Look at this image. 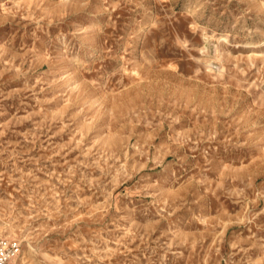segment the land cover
Wrapping results in <instances>:
<instances>
[{
  "label": "rangeland",
  "instance_id": "obj_1",
  "mask_svg": "<svg viewBox=\"0 0 264 264\" xmlns=\"http://www.w3.org/2000/svg\"><path fill=\"white\" fill-rule=\"evenodd\" d=\"M10 264H264V0H0Z\"/></svg>",
  "mask_w": 264,
  "mask_h": 264
},
{
  "label": "built area",
  "instance_id": "obj_2",
  "mask_svg": "<svg viewBox=\"0 0 264 264\" xmlns=\"http://www.w3.org/2000/svg\"><path fill=\"white\" fill-rule=\"evenodd\" d=\"M20 250V244L7 238L0 239V264H10Z\"/></svg>",
  "mask_w": 264,
  "mask_h": 264
}]
</instances>
